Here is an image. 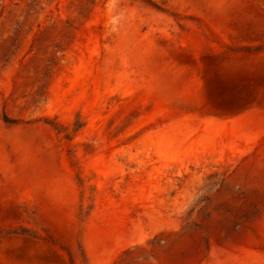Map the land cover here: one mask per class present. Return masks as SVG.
Masks as SVG:
<instances>
[{"label": "rangeland", "instance_id": "obj_1", "mask_svg": "<svg viewBox=\"0 0 264 264\" xmlns=\"http://www.w3.org/2000/svg\"><path fill=\"white\" fill-rule=\"evenodd\" d=\"M146 1L0 0V264H264V0Z\"/></svg>", "mask_w": 264, "mask_h": 264}, {"label": "trees", "instance_id": "obj_2", "mask_svg": "<svg viewBox=\"0 0 264 264\" xmlns=\"http://www.w3.org/2000/svg\"><path fill=\"white\" fill-rule=\"evenodd\" d=\"M146 1V0H145ZM146 2H148V1H146ZM4 122L5 123H11V121H8L7 119H4Z\"/></svg>", "mask_w": 264, "mask_h": 264}]
</instances>
